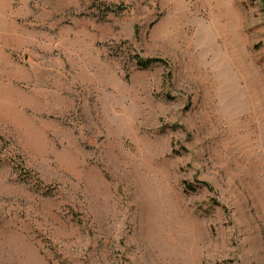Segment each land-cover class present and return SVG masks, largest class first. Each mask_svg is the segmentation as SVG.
I'll list each match as a JSON object with an SVG mask.
<instances>
[{"label": "rangeland", "instance_id": "374dc122", "mask_svg": "<svg viewBox=\"0 0 264 264\" xmlns=\"http://www.w3.org/2000/svg\"><path fill=\"white\" fill-rule=\"evenodd\" d=\"M0 264H264V0H0Z\"/></svg>", "mask_w": 264, "mask_h": 264}, {"label": "trees", "instance_id": "16d2710c", "mask_svg": "<svg viewBox=\"0 0 264 264\" xmlns=\"http://www.w3.org/2000/svg\"><path fill=\"white\" fill-rule=\"evenodd\" d=\"M104 11L105 12H109V13H119V12H122V8L120 7H115V6H109V7H105L104 8ZM133 59L135 60V63L138 67H140L141 69H147L149 68L150 66L158 63V62H162L161 60L159 59H145V58H140L139 56L135 55L133 57ZM23 178H29V175L26 174V173H23L22 174Z\"/></svg>", "mask_w": 264, "mask_h": 264}]
</instances>
